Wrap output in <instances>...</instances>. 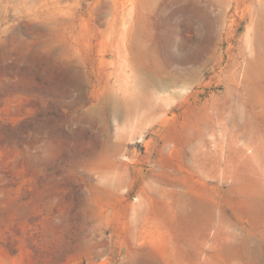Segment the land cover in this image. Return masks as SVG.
Masks as SVG:
<instances>
[{"label":"rangeland","instance_id":"rangeland-1","mask_svg":"<svg viewBox=\"0 0 264 264\" xmlns=\"http://www.w3.org/2000/svg\"><path fill=\"white\" fill-rule=\"evenodd\" d=\"M0 264H264V0H0Z\"/></svg>","mask_w":264,"mask_h":264},{"label":"bare ground","instance_id":"bare-ground-1","mask_svg":"<svg viewBox=\"0 0 264 264\" xmlns=\"http://www.w3.org/2000/svg\"><path fill=\"white\" fill-rule=\"evenodd\" d=\"M129 105V104H128ZM133 105V104H132ZM143 107H146L147 108V111H146V114H151V113H154L157 108L156 107H153L151 106L150 104H142ZM130 112V111H129ZM242 115L239 114L238 112L234 113L233 115H228V121H232L233 123L234 122H237L238 124L241 123V119H242ZM187 205V204H185ZM185 205H180L179 206V209L177 211V214L180 216V215H183L182 212H185V210H187V206ZM181 213V214H180ZM186 213V212H185ZM206 220V219H205ZM198 221V220H197ZM198 223L200 224V222L198 221ZM205 223V222H204Z\"/></svg>","mask_w":264,"mask_h":264}]
</instances>
